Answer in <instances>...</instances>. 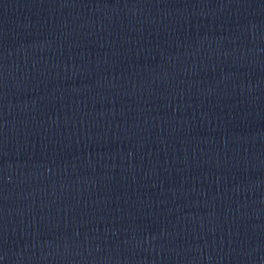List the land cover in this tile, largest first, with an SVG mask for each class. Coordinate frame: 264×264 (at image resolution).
I'll return each instance as SVG.
<instances>
[{
    "label": "water",
    "instance_id": "1",
    "mask_svg": "<svg viewBox=\"0 0 264 264\" xmlns=\"http://www.w3.org/2000/svg\"><path fill=\"white\" fill-rule=\"evenodd\" d=\"M77 0H0V15L49 7Z\"/></svg>",
    "mask_w": 264,
    "mask_h": 264
}]
</instances>
